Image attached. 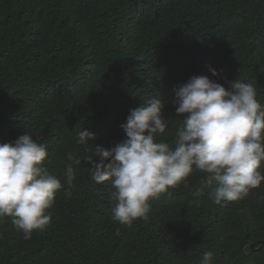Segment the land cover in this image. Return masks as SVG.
Returning a JSON list of instances; mask_svg holds the SVG:
<instances>
[{"label": "trees", "instance_id": "obj_1", "mask_svg": "<svg viewBox=\"0 0 264 264\" xmlns=\"http://www.w3.org/2000/svg\"><path fill=\"white\" fill-rule=\"evenodd\" d=\"M192 76L251 83L264 104V0H0V143L30 132L62 183L66 154L81 160L46 231L25 240L0 223V264H200L208 250L212 264H264V183L224 206L206 189L197 204L195 172L126 227L111 219L110 182L95 183L84 160L122 142L120 125L151 97L169 121L157 139L171 144L183 118L173 89Z\"/></svg>", "mask_w": 264, "mask_h": 264}, {"label": "clouds", "instance_id": "obj_2", "mask_svg": "<svg viewBox=\"0 0 264 264\" xmlns=\"http://www.w3.org/2000/svg\"><path fill=\"white\" fill-rule=\"evenodd\" d=\"M209 71L217 75L215 69ZM227 83L226 90L207 76H192L173 89L176 115L183 118L171 144L157 139L166 134L169 121L162 116L161 101L151 97L120 125L126 134L122 142L97 147L93 155L98 161L93 155L84 157L92 180L111 184L113 222L132 227L147 220L150 202L181 184L187 187L195 172L203 174L191 191L197 204L206 189H211L213 203L224 206L245 199L264 183V104L251 83ZM92 139L94 134L83 128L76 143L86 149ZM47 158V145L30 132L0 143V223L10 218L25 240L48 229L57 193L70 198L75 187L74 165L81 164L76 153L66 154L63 183L46 167ZM212 259L213 252L204 251L200 264H212Z\"/></svg>", "mask_w": 264, "mask_h": 264}, {"label": "water", "instance_id": "obj_3", "mask_svg": "<svg viewBox=\"0 0 264 264\" xmlns=\"http://www.w3.org/2000/svg\"><path fill=\"white\" fill-rule=\"evenodd\" d=\"M249 248H250L251 251H258L260 249V248L256 249L255 245H251Z\"/></svg>", "mask_w": 264, "mask_h": 264}]
</instances>
